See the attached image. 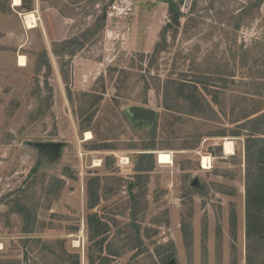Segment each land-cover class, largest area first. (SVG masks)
<instances>
[{"label":"rangeland","instance_id":"374dc122","mask_svg":"<svg viewBox=\"0 0 264 264\" xmlns=\"http://www.w3.org/2000/svg\"><path fill=\"white\" fill-rule=\"evenodd\" d=\"M21 3L0 0V264H251L264 0Z\"/></svg>","mask_w":264,"mask_h":264},{"label":"trees","instance_id":"16d2710c","mask_svg":"<svg viewBox=\"0 0 264 264\" xmlns=\"http://www.w3.org/2000/svg\"><path fill=\"white\" fill-rule=\"evenodd\" d=\"M177 16V15H176ZM175 16V22L178 23V18ZM260 142L264 143L253 135L247 141V152L250 167L248 171L247 185V239L249 241V261L261 263L262 255L258 252L256 244V230L260 226L263 218L264 210V145L260 146ZM96 204V202H95ZM95 204L89 205V208L95 207ZM262 206V208H261ZM21 213L26 217L29 213L28 207L22 205ZM89 224L93 225L94 217L88 219ZM28 232V231H26ZM264 264V263H262Z\"/></svg>","mask_w":264,"mask_h":264},{"label":"bare ground","instance_id":"6f19581e","mask_svg":"<svg viewBox=\"0 0 264 264\" xmlns=\"http://www.w3.org/2000/svg\"><path fill=\"white\" fill-rule=\"evenodd\" d=\"M14 3L18 5V4H20V0H15ZM34 18H35L34 14H27L25 16L26 25L28 27H33V24H34L33 20H35ZM86 136H87V139H91V137H92L90 132H88L86 134ZM224 150H225V154H227V155L233 154L234 153V143L232 141H230V140H226L224 142ZM208 160H209L208 158H204V160H203V164H204L205 168H207V165H208V162H209Z\"/></svg>","mask_w":264,"mask_h":264},{"label":"water","instance_id":"95a60500","mask_svg":"<svg viewBox=\"0 0 264 264\" xmlns=\"http://www.w3.org/2000/svg\"><path fill=\"white\" fill-rule=\"evenodd\" d=\"M141 112V109H138V113ZM36 148L39 149H51V150H57L61 147V143H57V142H41V143H36L35 144ZM198 183V180L195 179L192 183L193 186H196Z\"/></svg>","mask_w":264,"mask_h":264},{"label":"built area","instance_id":"2783aa9c","mask_svg":"<svg viewBox=\"0 0 264 264\" xmlns=\"http://www.w3.org/2000/svg\"><path fill=\"white\" fill-rule=\"evenodd\" d=\"M112 10L113 12L109 13V16H111L115 11H118V13L121 12L122 10L125 11V8H120L117 4H115L112 6Z\"/></svg>","mask_w":264,"mask_h":264},{"label":"crops","instance_id":"0c3cea01","mask_svg":"<svg viewBox=\"0 0 264 264\" xmlns=\"http://www.w3.org/2000/svg\"><path fill=\"white\" fill-rule=\"evenodd\" d=\"M14 2H15V0H14ZM21 4H22V3H21V0H20V4L17 5V4L14 3V7H16V6H17V7H18V6L20 7ZM29 14H32V13H29ZM34 19H35V18H34ZM34 21H35V20H33V23H35ZM25 23H26V21H25ZM35 26H36V25L33 24V27H28V26H27V27H28V28H34ZM22 58H24V57H22V56L20 57V64H22L23 61H24V59H25V58H24V59L22 60ZM24 65H25V64H24ZM24 65H23V66H24Z\"/></svg>","mask_w":264,"mask_h":264}]
</instances>
